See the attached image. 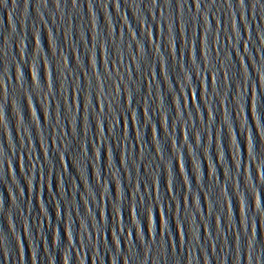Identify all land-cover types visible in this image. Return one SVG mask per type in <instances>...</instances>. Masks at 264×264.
Masks as SVG:
<instances>
[{"label": "water", "instance_id": "1", "mask_svg": "<svg viewBox=\"0 0 264 264\" xmlns=\"http://www.w3.org/2000/svg\"><path fill=\"white\" fill-rule=\"evenodd\" d=\"M0 264H264V0H0Z\"/></svg>", "mask_w": 264, "mask_h": 264}]
</instances>
